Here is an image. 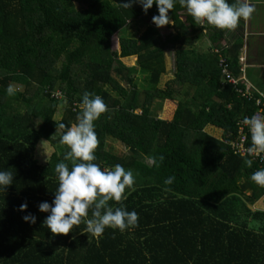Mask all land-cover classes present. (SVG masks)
<instances>
[{
	"label": "trees",
	"instance_id": "trees-1",
	"mask_svg": "<svg viewBox=\"0 0 264 264\" xmlns=\"http://www.w3.org/2000/svg\"><path fill=\"white\" fill-rule=\"evenodd\" d=\"M84 3L0 0V171L14 177L0 186V264H264V208H252L264 186L250 179L264 164L252 160L249 167L245 160L251 158L227 142L237 138L239 121L264 105L236 92L218 53L190 46L205 36L220 46L228 29L197 24L176 0L167 25L172 31L149 24L121 36L118 52L113 37L145 15H158L155 3L147 13L131 0ZM231 52L222 50L239 78V55ZM131 56L136 64L127 67L121 58ZM169 73L173 78L162 87ZM10 84L17 89L11 96L5 91ZM85 91L107 105L93 122L94 162L107 168L119 163L135 178L127 198L109 204L135 210L138 225L124 232L109 227L99 238L83 233V220L67 235L51 233L43 224L49 213L38 207L54 198L56 164L71 167L64 160L70 148L60 138L78 122L82 108L74 104L82 106ZM165 101L174 104L160 117ZM209 125L220 128L222 137L209 134ZM110 138L128 152L112 151ZM45 144L54 148L47 162ZM169 176L175 180L165 185ZM28 214L35 223L23 219Z\"/></svg>",
	"mask_w": 264,
	"mask_h": 264
},
{
	"label": "clouds",
	"instance_id": "clouds-1",
	"mask_svg": "<svg viewBox=\"0 0 264 264\" xmlns=\"http://www.w3.org/2000/svg\"><path fill=\"white\" fill-rule=\"evenodd\" d=\"M131 2H138L146 13L155 3L158 15L152 17V22L157 27L171 23L169 10L174 8L176 0ZM179 3L197 24L206 20L208 24L219 29H235L241 19L247 20L254 12V5L249 0H235L233 3H229V0H179ZM124 6L130 7L131 3H124ZM5 91L11 96L17 89L10 84ZM106 110L107 105L101 96L85 91L82 96V111L77 117L78 122L67 127L61 135L60 142L70 148L64 160L70 159L72 164L71 167L64 161L56 164L55 172L59 184L54 191V198L51 203L43 201L38 206L41 212L49 213L43 224L53 234L67 235L74 226L80 225L82 220L86 224L83 233L97 238L109 227L124 232L138 225V213L135 210L129 211L122 204L115 207L109 204V201L120 202L126 199V188L134 190L133 172L119 163L107 168L94 162L98 139L93 122ZM243 122L251 134L249 154L264 152V119L252 115L246 116ZM59 128L65 129L66 125L60 123ZM148 159L155 163L154 157ZM159 159L163 161V155ZM245 163L251 167L253 161L246 159ZM13 178L11 171H0V186L12 184ZM250 179L257 185L264 186V168L254 171ZM174 180V176H169L164 183L171 185ZM27 207L26 203L22 204L20 210L24 211ZM89 209L91 218H88ZM23 219L26 222H36V217L32 214L25 215Z\"/></svg>",
	"mask_w": 264,
	"mask_h": 264
},
{
	"label": "crops",
	"instance_id": "crops-1",
	"mask_svg": "<svg viewBox=\"0 0 264 264\" xmlns=\"http://www.w3.org/2000/svg\"><path fill=\"white\" fill-rule=\"evenodd\" d=\"M249 2L254 5V12L247 20L241 19L235 29H228L220 46L213 45L207 36L197 37L196 41L190 46H197L205 52H215L214 49L216 48L224 52V49L231 47V53L233 54L236 51L239 55L241 66L239 78H241V83H244L246 87L254 89L256 96H264V0H249ZM169 29L173 30V28ZM178 46L180 45H176V48ZM237 47L238 50L236 49ZM131 58H133L131 60L134 61L135 59L137 61L136 56H131ZM170 64L171 62L168 60V71L172 69ZM168 75L173 76L169 73L164 75L162 79ZM171 77H167L166 79ZM208 127L213 128L215 126L209 125ZM258 207L264 208V196L252 206L254 209Z\"/></svg>",
	"mask_w": 264,
	"mask_h": 264
},
{
	"label": "rangeland",
	"instance_id": "rangeland-1",
	"mask_svg": "<svg viewBox=\"0 0 264 264\" xmlns=\"http://www.w3.org/2000/svg\"><path fill=\"white\" fill-rule=\"evenodd\" d=\"M74 3L78 8H81L85 5L84 0H74ZM149 24L155 25L152 22V18L149 16H146V15L143 16L142 18H140V21H138L137 23L132 22V23H130V25L128 24L127 27L122 32L117 33L113 37V41H112L113 49L120 52L121 51V46H120V37L121 36H123V35L129 36V34H131L132 32L133 33H140ZM169 24H171V23H169ZM169 27L171 28V25ZM169 27H167V25H165V26L160 27V29L164 34H167L169 31H172L171 29H169ZM170 50H171V52L173 51L172 49H170ZM131 59H133V58H131V57L121 58L123 64H125L127 67L132 66L133 64L136 63L135 59H134V61ZM169 60L171 62L170 66L173 67L174 62L171 59H169ZM167 77H171V75H168ZM167 77L162 79L161 84H160L162 87H165L167 82L173 78V76H172L171 78L166 79ZM107 88H109V86ZM112 93L114 95H116L115 91H112ZM170 102H172L174 104L173 101H165L163 108L158 111V113L161 117H166L167 116L166 114H168L167 111L169 112V110H171L173 104ZM64 105H65V101L63 100L61 103V106L59 108V111L56 114V118H58V119L61 118L62 113H63V109H64ZM156 105L158 106L157 102H156ZM165 109L167 110L166 112H165ZM206 131L215 137H218V138L222 137V130L219 128H216V127L211 128V127L207 126ZM60 144L64 145L61 142H60ZM109 144H110V149L116 153L120 154L123 152H128L127 146H125L123 143H121L117 140L110 138ZM42 151H43V160H44V162H47V159H49V156H50L51 152L54 151V148L51 147L49 144H45L41 150V153H42ZM44 151L47 153V159H46V153Z\"/></svg>",
	"mask_w": 264,
	"mask_h": 264
},
{
	"label": "built area",
	"instance_id": "built-area-1",
	"mask_svg": "<svg viewBox=\"0 0 264 264\" xmlns=\"http://www.w3.org/2000/svg\"><path fill=\"white\" fill-rule=\"evenodd\" d=\"M202 25L206 24V20H204ZM216 53L220 55V65L223 68V74L226 77L227 81L234 85V88L236 92H238L240 95L247 97L249 100H255L256 105L258 107L264 105V96H256L254 93V89L250 87H246L245 89L240 86L241 84V78H237L233 76L229 70L228 64H226V58L222 55V51L219 48L214 49ZM55 96L57 98H62V92L58 91L55 92ZM75 107L82 106L74 104ZM253 115H257L258 117L264 119V111L262 109L257 110ZM244 119H241L239 121L240 129L238 131V136L235 140L227 141L233 148V150L241 154L243 156H249L253 161H258L262 164H264V152H261L259 154H249L248 149L251 147V134L248 130V127L244 124Z\"/></svg>",
	"mask_w": 264,
	"mask_h": 264
}]
</instances>
